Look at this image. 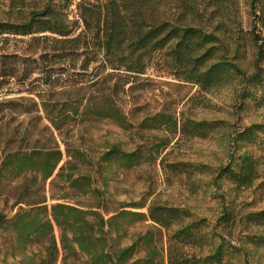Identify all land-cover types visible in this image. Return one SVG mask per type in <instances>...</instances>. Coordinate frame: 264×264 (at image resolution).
Instances as JSON below:
<instances>
[{"label": "trees", "instance_id": "trees-1", "mask_svg": "<svg viewBox=\"0 0 264 264\" xmlns=\"http://www.w3.org/2000/svg\"><path fill=\"white\" fill-rule=\"evenodd\" d=\"M34 2L29 12L16 22H10V27L2 28L0 23V34L10 29L15 35L30 36L31 41L43 40L46 45L39 62L46 65L45 71H42L45 83L50 90H55L57 84L65 83V88H77L78 93L62 102L58 98L54 101L51 97L45 98L46 94L43 95L41 91L27 89L29 93L38 92L41 101L20 97L10 103L31 100L35 107L43 108L46 119L60 133L66 131L78 116L83 119L95 118L93 120L110 119L127 128L129 119L122 106L126 86L133 82L134 76L145 73L154 59H162L176 77L195 83L206 91L243 78L248 85L260 89L258 95L251 91L244 94L264 100V34L254 32L253 71L247 73L236 61L240 54L239 44L236 45L234 57H230L229 45L216 33L207 32L200 26L172 21L160 14L159 0ZM73 5L79 16L77 19L69 18ZM251 5L264 27V0H251ZM8 58V55L3 56V59ZM10 59H18V55H10ZM97 62L101 63L100 68L87 75L91 65ZM76 68L79 70L72 71ZM105 70L108 72L95 80V75ZM32 72L28 63L21 66L12 62L10 73L2 76H10V82L25 89ZM72 73L77 76H71ZM84 75L91 77V82L86 83L90 93H84L80 99L83 88L80 85L87 80ZM23 110L28 111L26 107ZM150 122L157 123L155 128L163 125L178 127L177 119L166 113L145 118L141 127H151ZM206 124L204 121L185 120L181 130L205 136L202 132L209 126ZM262 129V125H250L239 132L237 141L255 143L259 138L257 130ZM156 152L159 149L146 150L142 146L126 150L121 142H115L100 160L111 161L114 158L124 168L130 169L152 159ZM85 158L88 159L80 150L74 149L71 153L68 144L65 153L58 142L54 148L19 147L1 156L0 178L19 177L31 172L35 177H40L43 183L50 181L51 199L56 200L49 205L45 192L39 198L18 201L16 204L23 202L26 206L19 207L10 219L0 214V229L16 234L17 241L23 247L38 245L46 253L39 260H36L38 254L32 253L22 264H52L60 255L62 264H70V257L81 255H85L90 264H235L230 259V253L231 248L237 249L236 245H232L224 235L217 240V234L206 229L205 219L194 218L186 207L154 200L148 205V213L122 209L106 218L96 209H85L62 201L70 195L87 194L93 189L92 175L77 171L75 160ZM179 163L192 170L201 166L184 161L176 164ZM260 169H264L260 155L249 151L238 153L236 150L229 163L218 169L216 179L225 177L237 188L249 189L261 178L258 173ZM60 184L64 193L58 195L54 189ZM256 187L264 188V179ZM223 209L220 219L226 224H234L239 219L247 227L264 226V208L240 216L228 207ZM134 216L148 218L153 222L152 227L132 243L118 245L110 235L113 221ZM156 232L167 237V253L159 258ZM245 237L256 247L264 245V234L247 233ZM205 246H210L208 251H205ZM141 250L144 255L135 257Z\"/></svg>", "mask_w": 264, "mask_h": 264}, {"label": "rangeland", "instance_id": "rangeland-1", "mask_svg": "<svg viewBox=\"0 0 264 264\" xmlns=\"http://www.w3.org/2000/svg\"><path fill=\"white\" fill-rule=\"evenodd\" d=\"M34 3V0H0L2 28L10 27V22H16L29 12ZM158 11L172 21L200 26L207 32L216 33L229 45L230 57H234L239 44L240 54L236 61L247 73L253 71L254 34H264V27L256 18L251 0H159ZM78 17L73 5L69 18ZM45 45L43 40L31 41L30 36L15 35L10 29L0 34V158L4 152L19 147L54 148L57 142L66 153L68 144L71 153L77 149L88 157L86 160H74L78 164L77 171L92 175L93 189L87 194L70 195L62 201L85 209H96L106 218L122 209L148 213V205L154 200L186 207L194 218L205 219L206 229L216 233L217 240L224 235L232 245H236L237 249L231 248L230 253L235 264H264V245L256 247L245 237L247 233L264 234V226L247 227L239 219L234 224H226L220 219L224 207L239 216L264 208V188L256 187L264 179V169L258 171L261 178L249 189H239L225 177L216 179L218 169L229 163L236 150L238 153L249 151L260 155L264 163V100L244 94L251 91L258 95L260 89L239 78L227 86L206 91L195 83L176 77L162 59H154L145 73L134 76L133 82L126 86L122 106L129 119L127 128L110 119L93 120L95 118L78 116L66 131L60 133L46 119L41 106L35 107L31 100L10 103L20 97L40 102L39 91L46 94L45 98L51 97L52 101L58 98L62 102L78 93L77 88H65V83L57 84L55 90L49 89L42 72L46 65L39 62ZM4 55L9 58L3 59ZM10 55H18V59H10ZM12 62L21 66L28 63L33 69L25 89L10 82V76H2L10 73ZM100 64H92L86 74H93ZM106 72L108 70L95 75V80ZM87 75H84L87 80L80 85H83L80 99L84 93H90L86 83L91 82V77ZM27 89L38 92L29 93ZM25 107L28 111L23 110ZM157 113H166L177 119L178 127L163 125L155 128V122H150L152 126L149 128L141 127L145 118L151 119ZM185 120L209 124L202 132L205 136L184 133L181 126ZM253 124L263 127L257 130L258 141L238 142L239 132ZM115 142H121L126 150L142 146L146 150L159 149V152L152 159L127 169L114 158L111 161L100 160ZM183 161L201 165L200 169L192 170L189 166L176 164ZM62 187L58 185L54 189L55 194L64 193ZM45 192L49 205L56 202L51 199L50 181L43 183L31 172L19 177L0 178V214L10 219L19 207L26 206L23 202L16 204L18 201L33 200ZM152 225L148 218L121 217L113 221L110 235L118 245L126 246ZM156 237L159 258L167 253V237L159 232H156ZM205 247L208 251L210 246ZM32 253L38 254L36 260L46 255L38 245L23 247L16 234L0 229V264H22ZM143 255L141 250L135 257ZM61 259L62 255L52 264H62ZM69 262L90 264L85 255L70 257Z\"/></svg>", "mask_w": 264, "mask_h": 264}]
</instances>
